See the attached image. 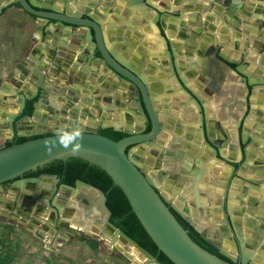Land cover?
<instances>
[{
    "label": "water",
    "instance_id": "obj_1",
    "mask_svg": "<svg viewBox=\"0 0 264 264\" xmlns=\"http://www.w3.org/2000/svg\"><path fill=\"white\" fill-rule=\"evenodd\" d=\"M114 1L116 0H0V15L5 8L17 4L24 12L34 17L35 32L41 34V40L43 37L51 38V46H36L33 52L43 50L41 56L46 55L52 62L49 71L47 70L48 63L37 66L36 61L38 60L32 57H30L32 60L30 68H24V60L18 62L16 65L24 69L27 75L26 80L31 83L29 84L32 88L29 89L28 84H25L26 86L13 91V98L16 96L15 102L0 104V213L6 216L14 214L16 218L20 216L22 221L27 222L33 228L36 225L39 234H41V240L49 246L54 245V239L56 241L59 237H66L62 225H65L66 228L72 227V222H76L79 224L77 227L79 231L96 240L103 241L104 246L110 248L111 251L118 250L119 256L125 262L162 264L110 220L111 211L106 205V195L99 187L81 179L75 180L74 184L70 185L62 182L61 177L55 173L44 172L38 176H24L26 172L36 170L55 160L65 161L70 157H78L86 160L89 164L99 166L111 177L113 184L121 188L132 211L151 240L173 264H233L228 248L209 236L210 230L207 227L205 213L201 214L202 219L197 222L191 216H186L177 206L170 205L169 199L159 191L147 170L141 167L132 157L130 150H127L129 145L140 142L147 149L151 148L153 146L151 141L158 133L159 123L158 113L154 111V106L149 99L146 77L139 71L147 63V56L139 51L130 61L127 60L128 52L121 53L126 45V40L123 41L122 37L123 27L117 25L116 18L115 22H104L107 13L115 10L117 12L120 8L114 6ZM157 1L124 0L128 9L124 11L123 16L127 17L135 12L136 15L133 17L135 21L132 23L137 22L145 25L159 40V47L169 58L168 67H164L162 70L172 72L176 86L179 88L178 92L187 98L186 104H182L183 107L186 105V110L183 109V112L190 116H194L196 113L199 125L202 126V101L182 76L178 75L179 68L174 60L172 41L164 31L166 29V14L171 15L174 17L173 20L183 25L184 10L192 11L194 7L207 10V7H202L201 2L196 0H174L177 6L182 1L186 4L169 11L164 3L159 5L156 4ZM207 3L211 9L217 7V10L213 11L222 14L226 23H232V46L234 49L240 50V57L238 61H235L221 53L219 47L211 45L215 57L227 71L231 70L235 73L237 88L239 89L240 85L244 86L248 96L253 95L256 89L264 91V55L259 54L257 58L253 59L249 56V60L246 59L249 54L246 51L247 45L244 41L241 42L238 35L234 36L235 31L237 34L239 33L241 23L234 7L231 6L229 0H212ZM100 6L102 8H99ZM114 8L116 9L114 10ZM200 15V13L190 15L189 19L200 21ZM213 18L214 16L209 14L206 21L212 22ZM43 19L52 23L50 32L42 29ZM55 25L60 28L55 29ZM261 28H264V23ZM225 32L223 33L226 38ZM113 40L117 42L111 45L110 42ZM121 40L123 43L125 42V45ZM61 57H65L70 62L76 59V62L81 63L85 69H91L90 80L94 76L97 82L107 87L109 84L106 81L112 80L116 85L111 89L112 93L116 92L118 95L123 93L124 97L120 103L128 106L127 111L132 114L134 111L129 109L137 108L144 120L150 122L151 130L148 133L133 134L132 127L124 120L120 123H102L92 126L93 124L90 122L74 120L69 117L70 115H62L61 118H58L59 114L55 111L57 106L54 101L56 96L50 97L51 100L48 99L49 94L46 92L44 81L46 76L55 77L61 70ZM250 62L257 66L253 73H248L245 70ZM231 64L234 66L232 67ZM100 67H102V71H100ZM71 73L73 74L72 71ZM84 74H77V79L85 80L86 72ZM228 77L234 76L229 75ZM120 81L124 82L126 86H121ZM78 82L82 83V81ZM4 83L6 85L0 88V94L2 92L10 93L9 86L11 84L8 81ZM13 98H10L11 101ZM112 98L114 99V97ZM1 100L0 95V103ZM8 104H10L9 107L16 106L17 110L6 113ZM28 106L31 109L30 113L24 115ZM192 106H195L197 112ZM238 106L241 107V105ZM247 107L249 108V105ZM258 113L261 114L260 111ZM42 114L45 115L43 119ZM246 116L248 117V113ZM48 117H54L56 120L51 121ZM22 120H30L35 126H32V129L27 133L16 134L14 127ZM99 127H111L114 131L124 132L127 135L113 140L102 135L99 132ZM239 127H243L241 120L237 125V137L240 145L245 146L248 138L245 139L243 133L239 131ZM5 128L9 129L10 134L4 136L1 133ZM258 130H264V126H260ZM219 131L224 134L221 127H219ZM17 138L26 139L18 142ZM202 140L204 145L211 150L212 158L218 163L228 164L217 155L218 150L220 151L219 145L212 137L206 138L204 130H202ZM7 142L10 144L7 145ZM244 146L239 147V150L247 155ZM204 166L203 168H206V164ZM201 172L194 175L195 179L191 186L196 203L199 200L198 189L201 185ZM215 173L217 174V171ZM262 174L264 178V173ZM223 182L226 183L222 185L223 196L229 198V194L225 191L228 189V179ZM254 183L258 186L263 181L258 180ZM207 188L212 187L209 184ZM209 201L218 206L219 203H224L219 195L209 197ZM225 210L229 211L230 206H227L226 209L222 207V213L224 224L231 225L230 215L226 214ZM175 213L188 222L202 239L218 249L220 256L206 250L194 241L188 230L178 221ZM46 224L50 225L53 232L46 229ZM88 227H91L92 230ZM211 232H213V236L219 234V238H222V234L218 233L214 227H211ZM225 233L228 234V231ZM230 240L235 243L236 237H230ZM122 244L133 247L134 252L142 260L133 258ZM239 244L243 245L242 240L239 241ZM243 264H247V261L243 260Z\"/></svg>",
    "mask_w": 264,
    "mask_h": 264
},
{
    "label": "flooded vegetation",
    "instance_id": "obj_2",
    "mask_svg": "<svg viewBox=\"0 0 264 264\" xmlns=\"http://www.w3.org/2000/svg\"><path fill=\"white\" fill-rule=\"evenodd\" d=\"M5 10L6 8L3 10V12ZM29 16L32 20H34L33 16ZM172 20L166 17V29L164 31V33H166L165 35L170 39L172 31L177 27L176 24L179 23L180 29L178 31V36L187 37L189 28L184 24V22L183 25H180V22ZM51 24L52 23L50 21L43 19L42 29H44V31L46 32H50ZM47 26L49 27V30L45 29V27ZM54 28L58 29L60 27H57L55 25ZM167 28L169 29V32H167ZM157 41L159 42V40ZM203 44H205V42H203ZM172 47L175 54L174 60L177 62L179 68L178 75L182 76L188 86V81L195 78L196 83L201 88L204 99L200 97L196 89H194L192 86H189L200 97L202 101L201 105H203V124L202 126L199 125V118L196 113L194 114V116H190L186 112H183L184 110H186V105L185 107H183L182 104H186L187 98H185L184 95L178 92L179 88L176 86V82L173 79L172 72H165L162 70V68L168 67L169 65V58L162 49L160 50L162 59L159 63L157 62L158 56H153V62L145 63L144 67L139 70L141 74L145 75L146 77V83L149 89V99L151 104L154 106V111L158 113V133L151 141L153 143V146L151 148L147 149V147L144 146L142 142H140L129 145L127 147V150H130L134 160L138 164H140L141 167L147 170L148 174L154 180L159 191L169 199L170 205L177 206L179 210H181L186 216H191L192 219L197 222L199 221L197 219L198 216H201L202 213H205L207 217H209V215L211 214L214 218V221H218L217 223L212 224L211 227H214L218 233H221L222 238H219V234L213 236L214 234L213 232H211V230L209 232V236L217 241H220L222 246H225L222 242L223 239L231 241L230 237H236L235 243L231 241L233 249H228V253H230L232 257L233 264H243V260L247 261V264H260L255 261L253 251L257 249L259 254L264 253V221H260V223H257V221L251 217L246 218V220L244 221V228L246 230L247 238L244 237V232L242 231L243 227L240 221V216L242 214L241 212H244L245 210L250 212L251 214L255 207H257L256 209L261 210L260 213L264 211V201L260 200L258 194L256 193L260 192L262 186H264V178L262 174L264 173V161L254 160L253 165L249 166L248 164L249 161L252 160L254 151V145L252 143L253 136L250 134L251 130L248 126V117L246 116L251 108L249 100L250 95L248 96L246 88L240 85L241 87L238 89V92L240 96H244V102L241 101L240 103L242 104L243 102V105L245 106V108H243L242 105V109L244 110H242L243 114L241 117H243L244 114L246 115L243 119H241L240 117L243 127H239L238 129L243 133L245 139L248 138L247 144L245 146L242 145L247 150V155H244L243 151L241 150L240 152L239 150V147L242 148V146L238 142L237 137V125L239 122L236 123L234 127H232V130H226V128L231 125V119L229 117L234 115V117L238 118V115L240 114H235L231 109L235 103L234 97L225 99L228 94H233L234 87L232 88L230 83L226 84V86L224 87H220L219 84L221 83L222 79L221 73H219L220 75L218 76L219 80L212 81L214 79V74L206 71L205 69H207V67L201 68V73H198L196 68L193 67L195 65L194 60L192 61L191 52H189V50L182 52L179 42H172ZM198 53L199 57L205 56L210 60H213L212 58L215 57L211 46H209V49H207L206 51H199ZM214 59L217 58L215 57ZM72 62H74V60L70 62L68 59H66L65 64L63 65V67L65 68H62L61 66V70L59 72H62L63 76H67H61V79L64 80V84L70 85L71 83H77L78 85L70 88H64L60 85V81L58 78L52 76L45 77L44 84L47 88L46 92H48L49 94L48 99L51 100L52 96H56V98H58V103L55 102L57 106L55 111L59 114L58 118H61L62 115H70L69 117H71L72 119L74 118V120L79 119L81 121L83 120L84 122H90L91 124H93L92 126H94V124L102 123H120L122 122V120H124L125 123L129 124V126L132 127L133 134L148 133L151 130L152 127L150 122H146L144 120V118L138 112L137 108L129 109L134 111V114H132L127 111L128 106L120 103V101L124 97L122 96L123 93L122 95H118L116 92L112 93L111 89L116 86L115 83L112 82V80L106 81L109 84V87L98 82L97 86L95 88H92V84L94 85L95 80L97 79H94L93 76L92 80H90V76L92 75L90 72L91 69H85L81 63H77L76 61L74 64H72ZM186 62H188V64L192 68H187ZM231 66L233 67L232 64ZM71 71L73 72V74L71 73ZM228 71L230 72L231 70ZM59 72H57L56 76H58ZM85 72L86 77L89 80L87 78L85 80L77 79V74L85 75ZM229 75L233 74H228L227 76ZM206 76L208 77L209 82L206 80ZM26 77V74L22 77H15L12 74L10 77H8L7 81L12 83V85L14 86L13 89L15 90L21 88V85L23 83H30L28 82V80H26ZM236 77L237 76L229 78L236 79ZM24 80L26 82H23ZM78 81H82L81 85L83 83H89L90 87L92 88V95L87 96L85 94L87 92L86 88L83 89L84 92L86 91L84 95H79L81 91L79 87L80 83ZM5 85L6 84L2 82L0 84V87ZM120 85L124 86L125 84L124 82L120 81ZM5 96L6 95L1 96V105H4L6 103L5 101L7 97ZM11 97H13V95H11ZM112 97H114V99ZM212 99H214L216 102L222 101L219 106L222 109L220 110L218 118H215V114L213 112V107L210 101ZM248 105L249 108L247 107ZM192 108L195 110V112H197L195 106H192ZM30 110L31 109L28 106V109L23 114H29ZM71 115H74L75 117ZM44 117L45 115L42 114V119ZM48 119L51 121L56 120L54 117H48ZM26 121L28 120H22L14 127L16 134L21 132L27 133L32 129L33 125H27ZM219 127L223 129L224 134L220 133ZM98 129L100 132L105 128L99 127ZM202 130H204L206 138L212 137L215 142H217L220 148V151L218 150L217 155L221 159H223V161L228 162V164L218 163L214 158L211 157V150L206 145H204V142L202 140ZM233 130L234 132H232ZM124 134L125 136L127 135L126 133ZM18 139L19 138H17V141ZM263 153L264 152H262V154ZM205 164L206 168H203L205 167ZM213 164H216L218 166H225L223 170V175H225V177L220 178L218 185L223 189L222 185L226 184L223 181L228 179V189H226L225 191L227 194H229V198V189H232V191L236 192L240 191V194L236 195L238 203L235 204V201H233L232 199L229 203V198L224 196L222 200L224 203H219V210L217 209L218 205H216V203H212L211 201H209V197H214L215 194L209 195L208 192H204L198 189L199 200L196 203L195 196L192 192L193 190L191 189L192 182H194L195 179L194 175L200 171H202L201 176L204 175L207 171V166H212ZM230 165H232L233 167L231 168ZM247 170L252 171V173H256L258 178L254 179L249 176L245 177L243 173H245ZM215 171H217V169H213L210 171V175L214 178L218 174H216ZM204 176L206 177V180L209 181L207 185L210 184V186H212L210 178L208 179V176H206V174ZM258 180L263 181V183L256 186L254 182H257ZM231 194L233 193L231 192ZM200 196H203L205 198L208 197L206 206L199 202ZM209 205H214L216 207H213V209H211ZM227 206H230V210L225 211L226 214L229 213L230 215L231 225H225L224 222L219 218V213H222V207L226 209ZM231 210L233 211L232 214ZM175 216L178 217L179 215L175 213ZM258 217H260V215ZM0 218L8 220L15 224H22L24 232H30L41 240V234H39L38 231H35V233L32 232V230L29 229L32 228V226L27 222L22 221L20 216L16 218L14 214L6 216L5 214L0 213ZM178 218L182 220L183 223L179 220L178 221L183 225L184 228L188 230V233L192 231L196 236L203 240L207 244V246L212 248L215 254L220 256L218 249L202 239L199 234L190 226V224L186 222L182 217L179 216ZM51 219H53V216H51ZM45 227L47 230L53 232V230H51L50 228V225L46 224ZM61 227L62 230L69 228H66L65 225H62ZM225 230L228 231V234L225 233ZM220 231L224 232L222 233ZM60 238L61 237L57 238V240ZM241 240L243 243L242 246L239 244V241ZM121 260L124 261L123 258H121Z\"/></svg>",
    "mask_w": 264,
    "mask_h": 264
},
{
    "label": "crops",
    "instance_id": "obj_3",
    "mask_svg": "<svg viewBox=\"0 0 264 264\" xmlns=\"http://www.w3.org/2000/svg\"><path fill=\"white\" fill-rule=\"evenodd\" d=\"M196 1L201 2L202 7H207V10H205V9L202 10L201 8L199 9L196 7H194V9L192 11H185L184 10L185 13L183 15L184 16L183 22L189 28L187 37L186 36L185 37H179L178 36V31L180 29V26H179V23H177L176 24L177 27L172 31V35L170 33V35H171L170 39L172 40L173 43H178V42L180 43V49L182 50V52H185L186 50H189V52H191L192 61L194 60V65H195L193 67L196 68L198 73H201V68L207 67V69H205V70L211 74H214V79L212 81L219 80L218 76L220 75L219 73H221L222 79H221V83L219 84L220 87H224L228 83L231 84L232 88L234 87L233 94H228L227 97H225V99H229V98L234 97L235 103L231 109L235 114L236 113H237V115L239 113L240 114L238 115V118L234 117V115L229 117L231 119V122H230L231 125H229L226 128V130L228 129V131H230V129L232 130L233 129L232 127H234L235 124L240 121V117L243 114L242 110H244V109H242V105L244 102L243 101L244 96H240V94L238 92V88L236 85L237 80L236 79H230L227 76L228 74H233L234 76H236V75L232 71H230V72L227 71L224 68V65L221 64V62L219 60L214 59L215 57L212 58L213 60L207 59V57H205V56L199 57L198 52L199 51H206L207 49H209V46L213 45L216 48L219 47L221 53L225 54V56L228 57L229 59L238 61V58L240 57V50H236L232 46V40H233V31H232L233 25H232V23H226L222 14H218V13L213 11L214 9L217 10L216 6L213 9L210 8L209 3H207V2H210L212 0H196ZM229 1L231 3V6L234 7V9H235L236 15L241 20V23L239 25V28H240L239 33L237 34V32L235 31L234 36L238 35V38L241 39V42L244 41L245 45H247L246 51L249 54L246 57V59L249 60L248 58H250V57H251V59L257 58V55H259V54L264 55V28H261V25L264 23V0H229ZM162 3H164L169 8V11H171L174 8L182 7L183 5L186 4L182 1L177 6L174 0H158L156 2V4H159V5ZM114 6L120 7L119 10L116 12V10H115L116 8H114L115 11H112L109 14L107 13L106 19L104 22L105 23L115 22L117 19V21H116L118 23L117 25L123 27L122 37H123V41L126 40V43L124 42L126 45L121 40V42L125 45V48L122 49L121 53L128 52L126 59L130 61V59L136 53H138L140 51L142 54H145L147 56V62L148 63L153 62V56H158L157 62L159 63L162 59V56L160 53V50H162V48L159 47V42L155 39V37H154L153 33L150 31V29H148L145 25H142L140 23H137V22L132 23V21H135L133 19V17L136 15L135 12H132L127 17L123 16L124 11L128 9L124 0L114 1ZM9 7L13 8L15 11H19L20 13H22V15H26L28 17V20L25 17H24V19L26 20L25 21L26 26L30 29V32L28 34L23 35L20 33V35H18L20 37L18 40H20L19 46L21 49L19 48V51H17V55H16L17 57L14 59V62L12 64L13 68H12L11 75L13 74L15 77L25 76L24 69L19 68L16 64L18 62H20L21 60H24V62H25L24 68L25 67L30 68L31 67L30 64L32 61V60H30V57L38 60V61H36L37 66H39V65L43 66L45 63H48L47 70L49 71V67L52 66V62H50V59L46 55L41 56V52H43V50L41 52H33V49L36 46H42V47H44V45L51 46L50 45L51 44V38L43 37V39L41 40V34L39 32H35L34 20H32L30 18V16L27 15L21 8H17L15 5H11ZM218 7H219V3H218ZM99 8H102V6H100ZM3 13L1 15H3ZM196 13L201 14L200 18H199L200 22L192 21L189 19L190 15H194ZM209 14H212L214 16V18H213L214 20L212 22L206 21V17ZM166 15H167L168 19L172 20V18H174L171 15H168V14H166ZM45 29L49 30V27L47 26V27H45ZM168 30L169 29L167 28V32H169ZM224 31H226L225 32L226 38L224 37L225 36V34L223 33ZM116 42H117L116 40H113L110 42V44L112 45V44H115ZM203 42H205V44H203ZM220 44H223V46H220ZM125 50H128V51H125ZM212 56H214V55H212ZM65 61H66L65 57H61L60 66H62V68H65V67H63V65L65 64ZM75 61H76V59H74V62H72V64H74ZM251 61H254V60H251ZM232 65L234 66V64H232ZM186 67L192 68V67H190L188 62H186ZM256 67L257 66H255V64L253 62H250L249 66L246 67L245 70L248 73H253L254 72L253 70H255ZM99 69L101 71L102 67H100ZM58 76H55V78L59 79L60 85L64 88H70V87H74L75 85H78L77 83H71L70 85L64 84V80L61 79V76H63L62 72H59ZM63 77H67V76H63ZM205 78L209 82L208 77L206 76ZM7 80H8V78H5V80H2L1 83L6 82ZM23 82H26V81L24 80ZM9 83L11 84L9 86L10 87V93L2 92L0 95L1 96L6 95L5 96V97H7L6 101H5L6 103H13L16 101V96L14 98L11 97V95L13 94V91H14V89H13L14 86L12 85L11 82H9ZM97 83H98L97 80H95L94 85L92 84V88H95L97 86ZM24 84H28L29 89L32 88V86H30L29 83H23L21 85V87H23ZM188 84H189V86H192L194 89H196L197 92L199 93L200 97H202L204 99L201 88L196 83L195 78L188 81ZM79 87H80V91H81L80 92L81 96L84 95V93H85L83 91L84 88L87 89V92L85 93L87 96L92 95V88L90 87L89 83H84L82 85L80 84ZM10 98H13V100L11 101ZM205 100H206V97H205ZM249 100H250V105H251L250 107L251 108L248 112L247 121L249 122L248 126L250 127V130H251L250 134L253 136L252 143L254 145L253 157H252V160L249 161V163H248L249 166H251L254 164V160L264 161V153L262 154V152H264V130H262V131L258 130V128L260 126H264V91H259L258 89H256L255 93L253 95L249 96ZM210 101H211V105L213 107V112L215 114V118H218L220 110L222 109L221 107H219L220 104L222 103V101L216 102L214 99H212ZM241 101H243L242 104L240 103ZM55 102L58 103V98L55 99ZM238 105H241V107ZM9 106H10V104H8V107L5 110L6 113L9 111L17 110L16 106L15 107H9ZM243 108H245L244 105H243ZM259 111L261 112V114L258 113ZM26 124L29 126H31V125L35 126V124L32 123L30 120L26 121ZM232 132H234V130ZM1 134L5 136L6 134H10V131L8 128H5ZM224 167L225 166H223V165L218 166L216 164H213L212 166L208 165L207 171L205 174H206V176H208V179L210 178V181L212 182V186H211L212 188H209V189L207 188V184L209 181L206 180V177L204 176L205 175L204 174L201 176V185H200L199 189L201 191L208 192L209 195L215 194V196H216V194H217L220 196V199L223 200V197H224L223 191L224 190L222 188H220V186L218 185V182L220 181L221 177H225V175H223ZM213 169H217V173H218L215 178L210 175L211 174L210 171ZM243 175L245 177L249 176V177H252L254 179L258 178L256 173H252V171H248V170L245 173H243ZM233 184H234V182H233ZM241 185H240V187H241ZM249 186H251V185H249ZM240 187H239V189H240ZM229 191H230V198H229L228 202L230 203V201L232 199L233 201H235V204L238 203L236 195H239L240 191L236 192V191H232V189H229ZM250 191H251V189H250ZM231 192L233 194H231ZM256 193L258 194L260 200L264 201V186H262V189L260 192H256ZM244 199H246V198H244ZM207 200H208V197L205 198L203 196H200L199 202L202 203L204 206H206ZM209 206L211 209H213V207H216L214 205H209ZM231 206H233V205H231ZM256 208L257 207H255L252 214L246 210L244 212H241L242 214L240 216V221L242 223V227H243L242 231L244 232L245 238H247L246 230L244 228V221L246 220V218L251 217V218L255 219L257 221V223H260V221H264V211H262V213H260L261 210H258ZM217 209L219 210V206ZM232 213H233V211L231 210V214ZM259 215H260V217H258ZM223 217H224L223 213L220 212L219 218L221 221H223ZM259 218H261V219H259ZM197 219L199 221H201L202 217L198 216ZM206 219H207L208 230H211L212 224H215L218 222V221H214V218L211 214ZM35 228L37 229L38 227H36V225H35ZM35 228H33V227L31 228L32 231L34 230L33 231L34 233H35V231L36 232L38 231V229L36 230ZM27 233H30V232H27ZM30 234L33 235L32 233H30ZM263 239H264V235H263ZM222 242L225 246H227V248L229 250L233 249V245H232L231 241L223 239ZM49 247H51V246H49ZM108 249H110V248H108ZM113 252H118V250H115ZM253 252H254L255 261H257L260 264H264V253L259 254L257 249H255V251H253Z\"/></svg>",
    "mask_w": 264,
    "mask_h": 264
},
{
    "label": "rangeland",
    "instance_id": "obj_4",
    "mask_svg": "<svg viewBox=\"0 0 264 264\" xmlns=\"http://www.w3.org/2000/svg\"><path fill=\"white\" fill-rule=\"evenodd\" d=\"M24 17L28 20L26 15L11 7L0 16V83L12 73V64L20 48L18 35L30 32ZM63 232L66 237L49 247L36 236L24 232L22 224L0 218V264H131L121 260L119 253L105 247L101 240H97L95 248L90 246L76 224ZM122 245L133 258L142 260L135 256L133 247Z\"/></svg>",
    "mask_w": 264,
    "mask_h": 264
},
{
    "label": "trees",
    "instance_id": "obj_5",
    "mask_svg": "<svg viewBox=\"0 0 264 264\" xmlns=\"http://www.w3.org/2000/svg\"><path fill=\"white\" fill-rule=\"evenodd\" d=\"M14 5L19 7L17 4ZM100 133L113 140H118L119 138L125 136L124 133L114 131L111 127L101 130ZM23 140H25V138H19L18 142ZM9 144L10 142H7V145ZM44 172L58 174L61 177L62 182L70 185H73L75 180L81 179L99 187L106 195V205L111 211L110 220L123 232L134 239L139 245L145 248L150 254H152L157 261L162 264H173L160 250H158L154 242L151 240L135 213L132 211L121 188L114 185L111 177L99 166L89 164L82 158L70 157L65 161L55 160L43 167L37 168L36 170L28 171L24 175L38 176ZM178 220L182 222L180 218H178ZM189 235L203 248L214 253V250L207 246V244L192 231L189 232ZM84 238L88 241L90 246L94 248L97 246L96 239L86 235Z\"/></svg>",
    "mask_w": 264,
    "mask_h": 264
},
{
    "label": "bare ground",
    "instance_id": "obj_6",
    "mask_svg": "<svg viewBox=\"0 0 264 264\" xmlns=\"http://www.w3.org/2000/svg\"><path fill=\"white\" fill-rule=\"evenodd\" d=\"M73 224H74V225L76 224V225H77V227H78V225H79V224H78V223H76V222H72V225H73ZM26 226H27V225H26ZM36 227H37V226H36ZM88 228H89V227H88ZM30 229H31V228H30ZM89 229H91V227H90ZM33 231H34V230H33ZM33 231H32V232H33ZM117 241H118V240H117ZM118 243H119V241H118ZM128 246H129V247H131L130 245H128ZM129 250H130V249H129ZM131 250L134 252V250H133V249H131ZM130 253H131V252H130ZM135 256H136V257H138V255H137L136 253H135ZM138 258H139V257H138Z\"/></svg>",
    "mask_w": 264,
    "mask_h": 264
}]
</instances>
